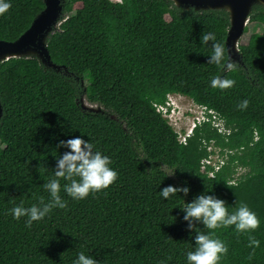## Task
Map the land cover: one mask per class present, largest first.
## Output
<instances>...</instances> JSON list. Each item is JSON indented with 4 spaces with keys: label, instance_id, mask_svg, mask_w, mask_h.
Listing matches in <instances>:
<instances>
[{
    "label": "trees",
    "instance_id": "obj_1",
    "mask_svg": "<svg viewBox=\"0 0 264 264\" xmlns=\"http://www.w3.org/2000/svg\"><path fill=\"white\" fill-rule=\"evenodd\" d=\"M2 3L9 4L0 13L5 41L16 40L45 6ZM262 17L264 6L255 4L248 23ZM229 26L223 8L185 9L172 0H63L59 25L46 38L59 69L35 55L0 62V264H72L81 251L98 264H188L195 231L181 207L202 192L224 199L229 210L247 203L260 220L251 232L214 230L228 249L218 264H264V25L251 35L259 49L240 43L236 62L225 45ZM203 32L224 46L221 64L208 63L213 41L203 43ZM213 77L234 83L213 87ZM84 80L87 100L101 112L82 106ZM171 93L213 111L185 142L154 106ZM244 99L247 107L238 108ZM75 136L111 158L117 179L77 201L57 178L66 207L30 227L26 217L14 219V205L49 200L43 185L56 178L57 157L66 151L58 142ZM209 145L220 150L217 168L205 162L215 155ZM167 185L190 190L164 199L159 191ZM249 236L259 245L250 246Z\"/></svg>",
    "mask_w": 264,
    "mask_h": 264
},
{
    "label": "clouds",
    "instance_id": "obj_2",
    "mask_svg": "<svg viewBox=\"0 0 264 264\" xmlns=\"http://www.w3.org/2000/svg\"><path fill=\"white\" fill-rule=\"evenodd\" d=\"M8 7V3L0 4V13L6 11ZM210 40L213 44L208 63L219 65L224 60V46L216 41L214 33L203 32L201 41L207 44ZM210 83L213 87L226 88L232 86L234 81L213 77ZM247 105L248 100L244 99L237 107L244 109ZM60 146H63L66 151L59 153L57 157L54 167L56 178L48 180L43 185L49 194V200L45 202L41 198L39 204H32L29 207H24L22 204L14 205L10 209L14 219L22 216L27 218L26 226L30 227L33 221L42 220L53 208L66 207L67 201L63 200L59 194L61 184L57 178L67 181L63 185V190L77 201L86 198L90 193L107 188L117 179V171L111 167V158L98 150L91 139H84L81 136L61 139L57 147ZM189 190L187 185H167L159 193L162 198L168 199L170 195L178 192L187 194ZM181 209L188 229L195 231L194 248L186 253L188 264H218L222 256L227 253V245L218 238L215 229L233 226L237 232H251L260 223L258 216L247 203L240 202L238 206L229 210V205L224 199L208 192L197 195L192 201L185 203ZM194 222L201 223L204 229L210 231L198 230ZM249 245L256 247L259 241L249 236ZM72 264H98V261L90 254L81 251L72 260Z\"/></svg>",
    "mask_w": 264,
    "mask_h": 264
},
{
    "label": "water",
    "instance_id": "obj_3",
    "mask_svg": "<svg viewBox=\"0 0 264 264\" xmlns=\"http://www.w3.org/2000/svg\"><path fill=\"white\" fill-rule=\"evenodd\" d=\"M178 7L195 10L225 9L229 13L230 26L227 31L225 45L228 60L236 62L240 60L239 40L247 25L248 14L255 4L264 6V0H172ZM44 9L37 14L30 26L14 41L0 40V62L4 59L37 56L47 66L59 69L50 60L46 46L47 36L53 32L54 26L60 20L63 8V0H44ZM92 107H86L91 111L101 112V106L93 103ZM97 106L98 108H95ZM2 105L0 102V119L2 117Z\"/></svg>",
    "mask_w": 264,
    "mask_h": 264
},
{
    "label": "built area",
    "instance_id": "obj_4",
    "mask_svg": "<svg viewBox=\"0 0 264 264\" xmlns=\"http://www.w3.org/2000/svg\"><path fill=\"white\" fill-rule=\"evenodd\" d=\"M112 2H121V0H110ZM174 100V96L172 94H168L164 103L162 104H154L156 111L159 112L164 118L167 119L168 124L175 130L178 134L179 142H185L186 138L192 133L193 128L200 124L202 121L207 120L206 113H213L211 110H207L205 106L198 105L192 102V107L189 109L182 110L179 112L177 116L178 120H183L184 116L187 115L189 117V122L185 127H180L176 121L171 120V117L174 115L175 106H172ZM177 108V107H176ZM215 126H218L220 131H223V127L218 123H214ZM209 150H215V155L209 157L205 160L207 164H211L217 168L219 165L217 162L222 163V158L219 156V149L213 148V145L208 146Z\"/></svg>",
    "mask_w": 264,
    "mask_h": 264
},
{
    "label": "rangeland",
    "instance_id": "obj_5",
    "mask_svg": "<svg viewBox=\"0 0 264 264\" xmlns=\"http://www.w3.org/2000/svg\"><path fill=\"white\" fill-rule=\"evenodd\" d=\"M76 7H79V4H77ZM58 25H59V20L53 29L57 28ZM263 25H264V17H262L257 23H248L247 22V26H248L247 32H245V33L243 32V34L239 40V44L244 43V44L249 45L250 48H252L254 50H258L260 47V40L259 39H253L251 35H252V33L260 32L262 30ZM82 84L85 85V87H84L85 94L81 98L82 104L88 108L92 107L94 104L89 102V100H87V92H86L88 90L87 85L89 87L90 82H88L87 80H84L82 82ZM171 94L174 96L172 106L177 107V108H175V112H174V115L171 117V120L176 121L180 127H185L189 122V117L187 115H185L184 119L179 121L177 116L179 115V112H181L182 110L189 109L190 107H192V101H191V99H189L188 97H186L184 95L174 94V93H171ZM94 107L98 108L97 106H94ZM238 172H240V173L243 172V169H239Z\"/></svg>",
    "mask_w": 264,
    "mask_h": 264
}]
</instances>
